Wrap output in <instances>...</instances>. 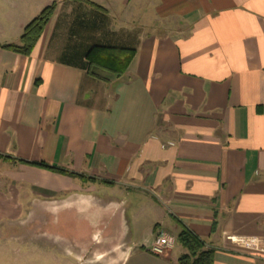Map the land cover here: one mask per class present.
Here are the masks:
<instances>
[{"label": "crops", "instance_id": "crops-1", "mask_svg": "<svg viewBox=\"0 0 264 264\" xmlns=\"http://www.w3.org/2000/svg\"><path fill=\"white\" fill-rule=\"evenodd\" d=\"M53 2L31 54L5 47ZM96 45L135 49L121 76ZM33 216L71 230L14 236L80 264H179L183 226L264 264V0H0V221Z\"/></svg>", "mask_w": 264, "mask_h": 264}, {"label": "trees", "instance_id": "trees-1", "mask_svg": "<svg viewBox=\"0 0 264 264\" xmlns=\"http://www.w3.org/2000/svg\"><path fill=\"white\" fill-rule=\"evenodd\" d=\"M55 5V2H53L46 6L42 12L25 27L20 44H12L5 47L14 49L24 55L31 54L50 21ZM134 52L135 49L133 48L101 45L93 46L87 53L89 71L97 77L101 76L97 72L98 70L119 77L126 71V67ZM4 158L7 159L6 157ZM57 171L74 176L67 171ZM178 241L186 249V252L179 258V264H214L215 250L213 248H207L206 243L188 227H182L178 235Z\"/></svg>", "mask_w": 264, "mask_h": 264}, {"label": "rangeland", "instance_id": "rangeland-1", "mask_svg": "<svg viewBox=\"0 0 264 264\" xmlns=\"http://www.w3.org/2000/svg\"><path fill=\"white\" fill-rule=\"evenodd\" d=\"M69 226L70 224L55 222L43 226L35 221V216L23 221H0V264H80L78 261L72 262L70 258L61 254L57 256V252H60L58 248L64 247V244L56 241L55 238L35 234L31 238H24V235L14 236L15 233L22 231L62 232L66 229L71 230ZM5 232L11 235V238L8 235H2ZM95 245L96 243H92V247ZM56 256L63 262H56Z\"/></svg>", "mask_w": 264, "mask_h": 264}, {"label": "built area", "instance_id": "built-area-1", "mask_svg": "<svg viewBox=\"0 0 264 264\" xmlns=\"http://www.w3.org/2000/svg\"><path fill=\"white\" fill-rule=\"evenodd\" d=\"M172 243L173 239L171 236L164 231H160L155 237V240L151 246V251L156 255H163ZM246 245L249 247H256V242L248 241Z\"/></svg>", "mask_w": 264, "mask_h": 264}]
</instances>
